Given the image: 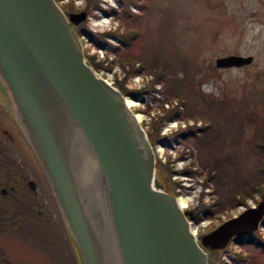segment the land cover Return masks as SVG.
<instances>
[{"label": "water", "instance_id": "obj_1", "mask_svg": "<svg viewBox=\"0 0 264 264\" xmlns=\"http://www.w3.org/2000/svg\"><path fill=\"white\" fill-rule=\"evenodd\" d=\"M85 19L55 0H0V96L78 264H217L211 253L260 229L264 200L195 236L137 114L86 58L76 30Z\"/></svg>", "mask_w": 264, "mask_h": 264}, {"label": "rangeland", "instance_id": "obj_2", "mask_svg": "<svg viewBox=\"0 0 264 264\" xmlns=\"http://www.w3.org/2000/svg\"><path fill=\"white\" fill-rule=\"evenodd\" d=\"M55 1L62 11L87 12L79 35L84 54L94 57L95 63H103L99 74L113 87L118 89L116 84H122L128 94H135V98L125 95L136 104L131 110L142 117L140 123L145 131L151 126L159 128L157 136L162 138L155 143L160 161L157 170L175 197L189 199L185 210L194 212L191 228L198 239L245 206L264 200V187L253 191L251 180L259 175L264 162V150L254 144L259 142V131L264 130V0ZM133 30L139 33L136 38H120ZM229 55L252 56L253 61L243 68L217 70L214 61ZM159 56L168 61L160 63L167 75L158 81L151 70ZM129 58H133L134 70L126 74L130 67L121 66L127 65ZM111 61L114 65L109 69ZM140 66L143 68L138 70ZM176 89L183 90L185 98H189L187 90L193 93L190 98L200 90L213 97V104L210 109L200 108L198 114L174 99ZM174 107L180 116L169 114ZM201 118L220 122L215 127L220 129L216 142L204 149L181 136L196 134L203 125ZM212 158L220 161L226 183L219 185L216 178L205 179L203 162ZM186 169L190 174H183ZM42 180L38 178V240L42 246L50 247L54 232L60 235L55 223L59 216L51 200L45 201L49 195ZM243 191L252 197L244 199ZM235 201H244L245 205L236 206ZM207 210L210 216L205 215ZM29 216L35 217L23 212L13 219L35 224ZM197 219L199 222H195ZM23 232L25 236H35L27 226ZM251 240L264 242V222L255 234L244 237L243 245L232 242L223 251L220 264H264V251L256 249L248 242ZM38 259V264H54L48 257Z\"/></svg>", "mask_w": 264, "mask_h": 264}, {"label": "flooded vegetation", "instance_id": "obj_3", "mask_svg": "<svg viewBox=\"0 0 264 264\" xmlns=\"http://www.w3.org/2000/svg\"><path fill=\"white\" fill-rule=\"evenodd\" d=\"M80 12L67 11L66 14ZM87 18L76 26V30L82 31ZM38 178L42 180L38 166L0 96V264H38V258L42 257L52 259L54 264H78L58 221L55 223L60 235L54 232L50 247L40 244L38 234L27 238L23 232L26 226L30 229H39L41 226L38 224ZM23 212L33 214L35 217H29L34 219L35 224L22 218L13 219L15 214L20 215ZM223 254L221 252L220 255ZM220 255L212 254L216 260Z\"/></svg>", "mask_w": 264, "mask_h": 264}, {"label": "trees", "instance_id": "obj_4", "mask_svg": "<svg viewBox=\"0 0 264 264\" xmlns=\"http://www.w3.org/2000/svg\"><path fill=\"white\" fill-rule=\"evenodd\" d=\"M94 7L97 8V5H94ZM81 34L82 33L79 32L78 36L81 35ZM138 35H139V33H137V30L136 31L133 30L132 33H126V35H122V36H120V38H124V40L127 41V38H133L135 36L137 37ZM127 43L128 42H125L124 44L127 45ZM159 57L160 58L158 59V62H156L155 60L152 62V70H151V71H153L152 74L155 75L156 80H158V81L162 80V77H161L162 75H165V76L167 75V73L162 71L163 69H162L160 63L162 61H168V58H166V57H161V56H159ZM86 58L88 59V61L92 65V67L97 72H99L102 69L103 63H95L94 62V57H92V56H89V57H86ZM129 59H130L131 62L129 61L127 63V65L122 64V66H121V67H123V69L125 67H130L129 68L130 70L126 71V74H128V73H130L131 71L134 70V68L132 66L133 65V58H129ZM178 63L180 65H182V66L186 65V63H183V61H179ZM113 65H114V62L111 61L109 69H111ZM144 67H146V66L144 65ZM142 68L143 67L140 66L138 70H141ZM195 70H197V68H195ZM127 76L128 75H126V77ZM116 87L119 89V91L124 96H126L125 94L127 93L128 96L131 95L133 98H135V94H133V95L131 93L128 94V92H126V90L124 89L122 84L121 85H117L116 84ZM188 87H190V84H188ZM176 90L177 91L173 92V93H175L174 94V99H177L179 104L182 105L183 107L184 106L187 107L189 105V110L192 108L191 110H193V111L195 110L196 113H198V114H201V111H200L201 109L200 108L210 109V107L213 104V97H209L208 95L201 94L200 90L197 91L196 96H194L193 98H190V95L193 94L191 90H187L186 91V95L189 98H185L184 95L181 94V92H183V90H181V89L180 90L176 89ZM206 98H209V100H208L209 104L206 103V101H205ZM235 111L238 112L237 109H235ZM169 114H174L176 116H180L178 109L175 108V107L170 110ZM192 117H193V115H192ZM170 118H172V117L169 116V119ZM198 118L196 117L195 121H198ZM201 121H203L202 122L203 125H201L197 129L198 132L196 134L194 132H190V133H187L186 135H181V136H182L183 140H189V139L192 140L193 143L195 144V146H197V148L200 147L201 149H204L205 146H207V145L208 146H210V145L213 146L214 145L213 143L216 142V139L218 138L220 129H219V131H217V130H215V127L219 126L220 122L215 120V119H212L209 122H206L202 118H201ZM159 131H160L159 128L156 129V127L153 128L152 126H151V129L149 127V129L146 131L148 140L151 142L152 145H155L156 142L161 140L162 137H160V139H159V136H157V133H159ZM256 139H259V142H254L255 146L257 147L258 150L263 151L264 150V130H263L262 133L259 131V138H258V135H257ZM203 166H204V170L206 171V178L205 179L210 181L211 179H215L216 178L217 181L219 182L218 183L219 185L226 183V181L224 179L225 175L222 172L221 167H220L221 166L220 161H215L214 158H212V160L209 161V162H203ZM157 168L159 169V166ZM258 172H259L258 176L251 177V180L254 182L253 186H252V190L253 191H257V192L262 190V189L261 190L257 189L258 186H262V188L264 187V183L261 184V182L264 180V162L260 166V169H259ZM183 174L184 175H188L190 173H189L188 169H186V170L183 171ZM241 196L244 199L247 198V197H250V198L252 197V195H248L246 191H243L241 193ZM234 200H235V198H234ZM235 205L236 206H241V205H245V203H244V201H242V202L237 201ZM245 207H248V206H245ZM204 213H205L206 216H210L211 215V212L208 211V210L206 212H204ZM195 222H199V219L195 220ZM243 239H244V237L241 236V237H236L234 240H235L236 244L243 245L242 244ZM248 242H251V244H253L256 249H259L260 251H264V242H256V243L254 242L253 243L252 240L248 241Z\"/></svg>", "mask_w": 264, "mask_h": 264}, {"label": "bare ground", "instance_id": "obj_5", "mask_svg": "<svg viewBox=\"0 0 264 264\" xmlns=\"http://www.w3.org/2000/svg\"><path fill=\"white\" fill-rule=\"evenodd\" d=\"M126 105L128 107H130V108H132L133 106H136V104L133 101L129 100V99H126ZM137 119H138V121H141L142 117L140 115H137ZM45 187H46V185H45ZM43 196H45V195H43ZM48 200L50 201V200H52V198H48V196H47L46 199H45V201H48ZM188 202H189V199L188 198H184V197H179L178 198V204H179L180 208H182V209L186 208V205H187ZM32 232H33V234L37 235L38 234V228H35L34 227L32 229ZM26 237L27 238H30L32 236L30 234H28V236H26Z\"/></svg>", "mask_w": 264, "mask_h": 264}]
</instances>
